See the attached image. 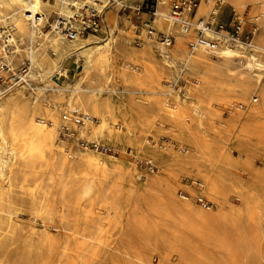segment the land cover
Here are the masks:
<instances>
[{"label":"bare ground","instance_id":"obj_1","mask_svg":"<svg viewBox=\"0 0 264 264\" xmlns=\"http://www.w3.org/2000/svg\"><path fill=\"white\" fill-rule=\"evenodd\" d=\"M168 2L159 0V16L154 31L145 30L141 35L145 41L141 42V48H137L133 45L135 33L122 29L119 32L116 28L108 32L103 29L98 34L72 40L53 29L46 32L44 26L51 23L54 13H72L64 0H0V37L9 32L6 42L15 46L9 69L4 75L8 72L17 75L19 64H27V83L30 80L37 83L34 87L36 99L32 102L23 98L25 85L0 96V264H9L2 255L9 254L22 240L23 246L36 241L51 253L57 241L53 238V231L66 232L77 243L75 249L95 256L98 247L104 244L102 231L91 230L82 222L98 226L107 214L112 215L114 227H123L122 234L116 240L112 239L115 242L112 252L124 264H154L153 255L159 257L157 264L236 263L233 258L234 240L238 237L240 219L247 213L252 218L258 212L256 208L253 211L245 209L253 200H250L248 181L244 177L250 179L256 173L264 176L263 169L260 171L254 165L256 155L245 149L247 144L264 143V87L261 86L260 100H256V104L250 102L246 90L248 86L259 87L264 79V0H225V6H230L233 14L244 20L247 7H253V18L249 20L251 28L255 29V50L251 54L243 45L237 51L228 47L189 50V39L180 24L166 18ZM216 10L214 2L203 1L196 17L207 20ZM161 34L163 37L174 36L176 41L167 53L161 41L158 57L153 42ZM74 52L83 73L75 83L61 86L52 72L63 73L64 69L59 68L62 61ZM212 56L220 61L214 62ZM130 69L135 73H130ZM163 76L169 80L165 85L160 82ZM192 77L198 79V84L190 88L197 100L189 105L191 115H188L183 105H173L166 97L177 90L179 80L189 81ZM106 93L109 96H102ZM112 93H118V100L112 98ZM140 93L148 95L139 96ZM224 108L230 115L228 120L219 119ZM80 118H83L82 122ZM167 122L171 124V144H195L194 147H199L206 155L213 145L207 136H212L217 143L224 141V132L235 133L240 160H234L224 151L214 156L211 154L214 160L204 166L199 162L201 155L198 159L195 152L180 156L159 148L145 147L133 137L138 126L160 130ZM120 123L122 130H119ZM65 129L70 130V136L78 133L95 145L102 141L117 145L122 153H128L126 149L129 146L137 145L149 160L155 161L159 174L145 175L144 178L148 184L146 191L153 197L145 202L149 203L157 219L149 221L141 215L136 199L132 213L126 216L124 210L131 201L130 191L124 188L125 163L106 160L98 154L99 149L79 150L72 139L60 141L59 134ZM104 148L112 150L108 146ZM108 164L112 168V176L105 171ZM54 166L62 174L57 184L61 199H58V207L51 203L53 199L51 202L47 199V185H43L44 180L46 182L44 174ZM185 174L198 175L192 179L202 185L203 194L213 203L212 208L204 209L196 204L197 192L181 182ZM32 182L38 183L30 184ZM180 187L187 194L181 195L185 201L178 198ZM18 188L20 196L16 194ZM156 188L162 189L164 194L154 198ZM230 190L237 192L239 206L228 201ZM127 193V198H124ZM86 196H92L90 209L86 210L85 216L83 213L84 217L72 218L69 209ZM24 203L34 216L32 221L43 227L41 233L34 226L28 230L22 226L20 218L24 209L21 205ZM214 206L216 209L213 210ZM246 226L241 230L245 232L243 228ZM74 262L88 264L89 258L81 256Z\"/></svg>","mask_w":264,"mask_h":264},{"label":"rangeland","instance_id":"obj_2","mask_svg":"<svg viewBox=\"0 0 264 264\" xmlns=\"http://www.w3.org/2000/svg\"><path fill=\"white\" fill-rule=\"evenodd\" d=\"M47 1L54 2L55 0H47ZM144 1L145 0H122V3L120 5H117V6L113 5V6L109 7L105 11V16L107 17L108 25H109V27H107V29H105L106 32L111 31V29H113V28L117 29L116 32H119V30H121V29L133 32V33H135V37H134L135 39L133 41V45H134V47L141 48V46H142L141 42L145 41L144 36L143 37L141 36L144 33V31H145V29L142 28V18H149V16H147V15H145L143 13L138 15L137 11H135L134 9L136 7H140L143 4ZM225 12H226L227 20H231L235 16L233 14L230 6L226 7ZM245 13H247L246 14L247 16H246V19L244 21L246 22L247 27L251 28L252 25H251V21L249 19L253 18V7L252 6H248ZM57 15H58V13H54L52 15L53 18L51 17V23H46L45 24L44 30L46 32L52 31V27L51 26L54 24V21H55ZM5 26H8V25H5ZM10 28L11 27L8 26L7 29H10ZM10 30L12 31V29H10ZM101 36L105 37L106 35H104V36L101 35ZM162 39H163V34H161L160 37H158L157 40L153 42L154 52H155V54L158 57H159V55L161 53V51L159 50V45H160V42L162 41ZM189 50H191V49L189 48ZM169 51H170V48H169V50L166 51V53L169 52ZM249 54H251V53H249ZM0 58H1V54H0ZM11 58L8 59L9 63H10V59ZM77 58H78L77 54L75 52L72 53L71 55L67 56L62 61L61 66L59 67V68H63L64 69L63 73H58L57 74V70L52 72L53 76L57 78V82L61 86L67 87L70 84L75 83L76 80L82 75L83 68L80 66V63L76 62ZM212 59L214 60V62H219L220 61V59L218 57H216V56H212ZM1 61L4 62L5 60H3L1 58ZM1 61H0V63H1ZM19 65L20 66L16 68V71H17L18 74L22 73L23 70L24 69L26 70L27 67H28L27 64H19ZM66 68L69 69V70H66ZM7 70H8L7 68H4V69L1 68L0 69V73H1L0 77H2V79L5 82H8L14 75L13 72H8V73H6L4 75L5 71H7ZM129 72L130 73H135L133 71V69H130ZM167 81H169V80L165 76H163L160 79V82L163 83L164 85L167 84ZM197 84H198V79L195 78V77H192L189 81H187V80H184V81L179 80L178 83H177V90L173 92V95L167 96L166 98L169 97L170 98V103L173 104V105H179V104L183 105L184 106V111L188 115H191V112H190L191 107L190 106H192V104L195 103L197 98L194 97L191 94L190 88L195 87ZM23 85H25V87L22 88V90L24 92L23 98L26 101H28V102H32L33 100L36 99V97H34V92H35L34 87H36L37 83L35 81L30 80L29 83H22L19 86H23ZM170 85H172V84L170 83ZM19 86L13 88L12 90H16ZM261 86L264 87V79H263L262 83L259 85V87H257V88H253L251 86L247 87V89H246L248 91L247 92V95H248L247 97L249 98V100H250V102L252 104H256L260 100L259 92L262 89ZM175 94L177 95L176 97H178V99L174 97ZM147 95L148 94H146V93H140L139 94V96H147ZM102 96H104V97L105 96H109V93H106V94H104ZM27 98H29V100ZM112 98H114L115 100H118V93H112ZM125 100L126 99H124V102H126ZM181 100H183V101H181ZM256 100H258V101H256ZM179 101H181V102H179ZM229 116L230 115L228 113V110L226 108H224L223 110H221V115L219 116V119L228 120ZM38 117H40V115H38ZM120 124H121V128L119 130H122V128H123L122 123H120ZM170 127H171V124L168 123V122L165 123L161 127L160 130H158L156 128H150L149 129V128H144L142 126H138L137 129H136V132L133 134V137L137 138L140 142H142V144L145 147L159 148V149L165 150L167 152H174V153H176V154H178L180 156H189V155H191L192 153L195 152L197 154V158L198 159H199L198 156L201 155L200 159H199V162L203 163L204 166L208 165L210 163V160L211 161H212V159L214 160V158L212 156L218 155L219 153H222L224 151H225L224 153H228L234 160H240V153L238 151L239 142L236 139L235 133L230 134L229 132H224L223 135H222L224 141L223 142L220 141V142H217V143L214 142L215 140H214V138L212 136L211 137H210V135L207 136L209 141L213 144V145H211L212 147H210L209 151L212 149L211 151L214 152V153H212L210 151L208 153L209 155H206V153H203L204 151L202 149H200L199 147L195 148L194 147L195 144L192 145V146H190V145L187 146L185 144H179V145L171 144V142H169V141H171V139H170V130H171ZM184 135H187V133H185ZM59 139L62 142H67L69 139H72V141H74L75 146L79 150H82V151H87L88 152L91 149L92 150L93 149H99L98 154H100L102 157L106 158V160H108V161H112V160L113 161L114 160L115 161H123V163H125V166H126V169H127V175L125 176L126 177V181H124L125 182L124 188H125V190L127 192L130 191L129 198H130V201H131L130 204H129V207L124 210V214L126 216H128V215H130L132 213L133 207L135 205V199H136V201H137L136 203H138L137 205L139 206V213L141 215L145 216L146 219L149 220V221H153V220L157 219L155 212L150 210V208H149L150 205H149L148 202L153 197L148 191H146L145 187L148 184H147L146 179L144 178V176L145 175L146 176H156V175L159 174L160 170H159L158 164L155 161H153V160H149L148 156L145 154V152L142 151L140 148H138L137 145L136 146H129L126 149V152H128V153L124 152L125 153L124 154L122 152H119L120 147L117 146V145H111V144H108V143L102 141L101 143L97 142L96 145H98V144L99 145L96 147L95 144L89 142L87 139L81 138L78 135V133H75V135L70 136V130H68V129H65L64 132L59 134ZM104 146H106V147L108 146V147L112 148V150L108 151V150H106L104 148ZM170 147H171V149H170ZM245 149H246V151L252 152V153H254L256 155V157L253 160L254 161V165H256V167L259 168L260 171H262V169L264 171V143H256V145L247 144V146H245ZM211 154H212V156H211ZM108 167H109V164L107 166V169H105V171L106 172L108 171L110 173V175L112 176V168L109 167V169H108ZM52 168L50 167L48 169L49 171L47 170V172L44 174V178L46 179V182L44 180L43 185L44 186L47 185L46 186L47 188H50V187L54 188V189L45 188V190L47 192L46 196L48 197L47 199L50 202L53 199V201L51 203L54 204L55 206L57 205L56 207H58L60 205L59 203H60L61 199H60L59 185H57V184H59L62 174L60 173V171H58L57 166L56 167L54 166ZM243 174H245V173L243 172ZM256 174H253L250 179L247 176L244 177L245 180L248 181V185H249L248 186L249 187L248 193H249L250 200H253V201H250V203H248L246 205L245 209L247 211L248 210L249 211H253L256 208V211L258 209V212H257V214L253 215L252 218L247 213V215H245L242 219H240L241 223L239 222V225H238V228H237L238 229V237L235 238V240H234V254H233V258L236 260L235 264H264V255H262V254H264L263 253L264 252L263 251L264 250V243H261V242H264V234H263L264 233V212H263L264 211V201H263L264 200V194H260L262 192L264 193V186H263L264 185V178H262L264 176H263L262 173H256ZM197 176L198 175L185 174V175H183L181 177V182H182L183 186H186V187L190 186V188L194 189L197 192L196 193L197 196L195 198V201H196V204L199 207H202L204 209L212 208L213 207V203L203 194V189H201V188H203L202 185L199 184L200 185L199 186L198 183H195L194 180L192 179L193 177H197ZM254 176H255V178H254ZM257 177H258V181L259 182L257 181ZM260 181H262V182H260ZM254 182H255V184H254ZM37 183L38 182H32L30 184L35 185ZM199 189H200L201 193H200ZM235 190H230V193L228 192V194H227L228 195L227 198H228V201L230 203L232 202V204L234 206H239L240 205V198H239V196H238V194H237V192ZM258 191H261V192H258ZM139 193L141 194L142 198H141ZM16 194H17V196H20L21 191H20L19 188H18ZM163 194H164V191L162 189L156 188V191L154 192V198H156L157 195H163ZM49 195H50V197H49ZM181 195H187V194H186L185 190L180 187L179 190H178V198H179V200L185 201V199H183L181 197ZM123 196H124V198H127L128 193L124 194ZM236 196H238V197H236ZM262 196H263V198H262ZM137 197H140V198H137ZM256 197L258 198V200H257ZM55 199H57V200H55ZM58 199L60 201H58ZM91 199H92V196L83 197L81 199V201H79L80 203L78 202L76 206L71 207L69 209L70 214L72 215L71 217L72 218H75V216L84 217L85 213L88 211V208L90 209V207H91V205H90ZM138 199H139V201H138ZM147 200H148V202H145ZM201 201L209 202V207L204 205L205 202H201ZM140 202H141V204H140ZM132 203H133V205H132ZM20 204H21V202H20ZM85 204H86V206H85ZM144 204L146 205V208H145ZM253 205L256 206V207H254ZM21 207L24 209V213H23V215H21V218H20V222H21L22 226L26 230L30 229L31 226H34L35 229L39 233H41V230L43 231V227L38 222L34 223L32 221V218L34 216L31 215L30 212H28L29 211L28 205L24 203V204L21 205ZM260 208L262 209V211H261ZM127 209H129L130 211L127 210ZM214 209H216V206H214L213 210ZM143 210L146 211V212H144ZM259 211H260V213H259ZM83 213H84V216H83ZM147 213H149V214L147 215ZM151 213H152V215H151ZM258 213L260 215H258ZM107 215L105 217L106 219H104L98 226L94 225V224L92 225L93 227H95V229L91 226V224L87 225L84 222H82L83 224L81 223L83 226L86 225L91 230L100 229L102 231V237L104 239V244H101L98 247L97 255H95V256H92V255H90L87 252H83V251L81 252V251H78L77 249H75V244H77V243L75 242L74 239L70 238L68 236V234H65L66 232H63V231H53L52 232L53 238L55 240H57V241L55 242L53 251L51 253L46 248H41L39 246V243L36 242V241L35 242H31L29 244L25 243L24 244L25 247H24L23 246L24 242L22 240V241H20V242H18L17 244L14 245L15 248H13V250L9 254H3L2 256L5 257L7 263H9V264H14V263H16V264H22V263H24V264H28V263L29 264H31V263L32 264H39L42 261H47L48 264H61V263H63V264H79V263L74 262V260L75 261L78 260V258L81 257V256H85V257L89 258V263L88 264H115V263L124 264V261L122 259H120V258L118 259L117 257H114L113 252H112V245L115 244L114 240H116L122 234L123 230H121V229L123 227H122V225H117V227L116 226L114 227V225L112 224V215H109V214H107ZM261 216H263V217H261ZM24 217H25L26 220L23 219ZM109 223H111V224H109ZM248 223H251L250 226H248ZM26 224L28 225V227H27ZM245 225H247V226H246V228H243V229H245V232H244V230L242 231L241 228L245 227ZM254 226H256V227H254ZM252 228H255V229H252ZM113 229H114V231H112ZM259 229H260V231H259ZM253 230L256 233H254ZM244 233L248 234L249 237L245 236ZM58 234H59V236H58ZM251 234H252V237H251ZM259 236H262L263 239H262V237H259ZM64 237H66V238H64ZM246 237L248 238V240H247ZM112 239H114V240H112ZM63 240H64V242H63ZM105 240L108 243L105 242ZM109 240H111V241H109ZM71 241H73V242H71ZM246 241H248V242H246ZM249 241H250V245L248 246L247 243H249ZM239 242L241 243V245H240ZM69 244H71V245H69ZM105 244H107V245H105ZM243 244H244V246H243ZM258 244H260V245H258ZM120 245H121V243H120ZM240 246L242 248L245 247L246 250L245 249L243 250ZM21 248L22 249L25 248V249L22 250ZM29 248H30V252H28ZM239 248H241V249L239 250ZM68 250H70V252ZM236 250H237V252H235ZM34 252H35V254H34ZM36 252H37V254H36ZM26 255H28V256H26ZM33 255H35V256L33 257ZM9 256H10L11 259H9ZM88 256H90V257H88ZM152 260H153L152 262L154 264H157L158 261H159V257L157 255H153L152 256ZM30 261H31V263H30Z\"/></svg>","mask_w":264,"mask_h":264},{"label":"built area","instance_id":"obj_3","mask_svg":"<svg viewBox=\"0 0 264 264\" xmlns=\"http://www.w3.org/2000/svg\"><path fill=\"white\" fill-rule=\"evenodd\" d=\"M64 1L71 7L72 13L70 15L58 13L51 27L53 31L70 40L79 36L86 37L90 34H98L103 29H107L109 25L105 11L113 5L117 6L122 3V0ZM203 1H212L217 8L216 13L207 20L196 17L197 10ZM158 5L159 0H145L140 7L134 9L138 15L143 13L149 16V18H142V28L149 32L154 31L155 21L159 16ZM225 10V0H169L166 18L180 24L189 39L191 50L200 47L209 50L228 47L237 51L243 45L248 53L254 52V27L248 28L244 18L235 14L233 19L227 20ZM8 34L9 32L3 33L0 37V54L1 58L5 60L2 62L0 58L2 69H9L8 59L15 53L14 44L6 42ZM175 41L174 36L163 37L162 43L166 51L171 48ZM26 72L24 69L22 73L13 75L8 82L0 77V96L6 95L22 83H27ZM80 120L82 122L83 118ZM201 202H205L204 205L209 207V202Z\"/></svg>","mask_w":264,"mask_h":264},{"label":"crops","instance_id":"obj_4","mask_svg":"<svg viewBox=\"0 0 264 264\" xmlns=\"http://www.w3.org/2000/svg\"><path fill=\"white\" fill-rule=\"evenodd\" d=\"M67 70H69V69H67Z\"/></svg>","mask_w":264,"mask_h":264}]
</instances>
